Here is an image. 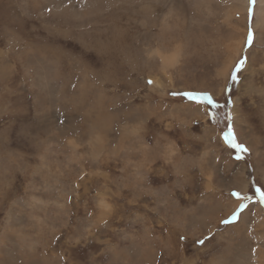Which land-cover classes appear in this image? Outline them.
<instances>
[{
	"label": "rangeland",
	"instance_id": "rangeland-1",
	"mask_svg": "<svg viewBox=\"0 0 264 264\" xmlns=\"http://www.w3.org/2000/svg\"><path fill=\"white\" fill-rule=\"evenodd\" d=\"M258 187L264 0H0V264H264Z\"/></svg>",
	"mask_w": 264,
	"mask_h": 264
},
{
	"label": "snow or ice",
	"instance_id": "snow-or-ice-1",
	"mask_svg": "<svg viewBox=\"0 0 264 264\" xmlns=\"http://www.w3.org/2000/svg\"><path fill=\"white\" fill-rule=\"evenodd\" d=\"M249 3H254V0H249ZM252 9L249 8V14H251ZM253 44V31L251 27L248 29V34L246 37V40L244 42L245 47H250ZM246 63V58L242 57L240 58L234 68L230 71L229 77L231 81H236L238 79L237 72L240 71L244 67ZM148 84H152L153 82L151 80L147 81ZM177 93H172V95H176ZM182 95L186 96L188 99H198L207 102V104L212 105L213 107H216V103L213 101L212 97L208 93H193V92H185ZM223 139L224 142L232 149L236 150V159H241V153H247L249 150L248 148L237 142V139L235 137V134L232 130V125L229 124L227 127V131L223 133ZM256 196L259 198V203L261 205H264V191H262L259 187L255 190ZM233 196H235L241 203L239 206L234 210L231 214V216L227 219L222 221V223H231L236 221L239 218V214L243 208L247 206V201L251 200L252 197L248 194H242L240 192H233ZM199 243H203V240L199 241ZM255 251V249H253Z\"/></svg>",
	"mask_w": 264,
	"mask_h": 264
}]
</instances>
